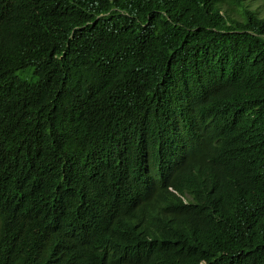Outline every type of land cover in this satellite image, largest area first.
I'll return each mask as SVG.
<instances>
[{"label": "trees", "instance_id": "16d2710c", "mask_svg": "<svg viewBox=\"0 0 264 264\" xmlns=\"http://www.w3.org/2000/svg\"><path fill=\"white\" fill-rule=\"evenodd\" d=\"M243 1L0 0V264H264Z\"/></svg>", "mask_w": 264, "mask_h": 264}, {"label": "rangeland", "instance_id": "374dc122", "mask_svg": "<svg viewBox=\"0 0 264 264\" xmlns=\"http://www.w3.org/2000/svg\"><path fill=\"white\" fill-rule=\"evenodd\" d=\"M249 1L253 7H257L261 16L264 15V0H244L243 2L246 3Z\"/></svg>", "mask_w": 264, "mask_h": 264}]
</instances>
